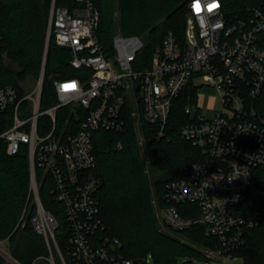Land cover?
Here are the masks:
<instances>
[{"label": "built area", "instance_id": "built-area-1", "mask_svg": "<svg viewBox=\"0 0 264 264\" xmlns=\"http://www.w3.org/2000/svg\"><path fill=\"white\" fill-rule=\"evenodd\" d=\"M74 1L77 6L71 10L52 1L43 65L31 95L20 97L12 86L1 84L0 69V118L12 113V125L0 126V143L11 156L28 147L37 206L32 219L35 231L57 247L58 223L39 198L36 170L41 169L52 176L54 193L72 231L71 256L77 264H146L118 254L117 240L94 244L92 236L104 230V224L97 196L100 181L92 173L96 168L93 134L122 130L125 111L134 106L132 116L137 119L141 144L145 137L140 119L150 126L151 140L169 139L174 102L186 96L185 122L175 128L201 151L202 158L185 164L183 178L167 184L161 221L171 232L204 226L207 235L218 241L215 248L202 250L207 264L241 263L243 259L234 252L258 221L240 215L238 208L251 186L254 169L264 166V111L259 108L264 93V49L258 45L264 11L256 9L248 20L230 21L221 0H189L184 36L167 33L145 68L141 38L116 34L105 51L96 36L100 11L95 0ZM52 38L70 51L72 68L85 72L56 80L57 104L43 109ZM200 80L219 94L221 105L211 117L199 106ZM68 106L79 122L78 129L57 133V111ZM44 117L50 118L52 127L43 135L39 128Z\"/></svg>", "mask_w": 264, "mask_h": 264}, {"label": "trees", "instance_id": "trees-1", "mask_svg": "<svg viewBox=\"0 0 264 264\" xmlns=\"http://www.w3.org/2000/svg\"><path fill=\"white\" fill-rule=\"evenodd\" d=\"M52 1L0 0L1 84L12 86L20 97L26 94L21 84L26 79L40 77ZM221 1L230 21L248 20L256 9L264 11V0ZM95 3L100 11L96 36L104 50H110L116 34L138 36L144 42L140 57L146 63L145 68L150 66L152 53L167 33L184 36L189 0H95ZM56 6L71 10L77 3L56 0ZM258 45L264 49V32L258 34ZM70 59V51L59 47L52 38L42 88L43 109L57 104L56 80L77 78L85 72L72 68ZM188 102L186 96L176 105L174 102L169 139L151 140L150 126L140 119L144 149L137 119L132 116L134 106L125 111L122 130L94 132L96 168L92 173L100 181L97 196L104 224V230L92 236L96 246H102L106 239L117 240L116 252L126 259L144 262L150 254L155 264H177L178 257L206 261L202 249L218 245L202 225L171 232L159 224L157 212L166 205L167 184L183 178L185 164L202 158L201 151L184 140L175 128L185 122L183 108ZM26 107L28 102L24 103ZM259 108L264 111V93ZM11 116L9 111L0 118L2 129L12 125ZM78 124L70 106L57 111V133L63 130L74 133ZM51 127L49 117L40 120L41 134L50 132ZM36 179L42 206L58 223L57 247L54 241L48 242L37 233L32 224L37 206L31 190L28 147L24 145L17 155L11 156L6 145L0 143V242H8L9 254L15 262L0 254V264H77L71 256L72 231L62 203L54 193L52 176L37 169ZM238 213L257 219L258 225L247 231L243 245L234 255L241 257L243 264H264V166L254 169L251 186Z\"/></svg>", "mask_w": 264, "mask_h": 264}, {"label": "rangeland", "instance_id": "rangeland-1", "mask_svg": "<svg viewBox=\"0 0 264 264\" xmlns=\"http://www.w3.org/2000/svg\"><path fill=\"white\" fill-rule=\"evenodd\" d=\"M48 54V53H47ZM41 73V72H40ZM40 78V77H39ZM39 79H26L22 84V91L26 93L25 95H31L38 83ZM201 84L200 88L198 89V97H199V106L203 108L207 117H211L214 114V111L218 109L221 105V101L219 98V94L215 88L204 83L202 80L199 81ZM144 149V144H142ZM159 216V224L162 226L161 221V211L158 210ZM163 230H166L165 227L162 226ZM204 250V249H202ZM0 254L4 256L8 261L14 262L11 258L9 251H8V242H0ZM146 264H155L152 256L150 254L146 257ZM15 263V262H14ZM243 261L237 264H242ZM177 264H207L205 260H200L198 258H190V257H178Z\"/></svg>", "mask_w": 264, "mask_h": 264}, {"label": "water", "instance_id": "water-1", "mask_svg": "<svg viewBox=\"0 0 264 264\" xmlns=\"http://www.w3.org/2000/svg\"><path fill=\"white\" fill-rule=\"evenodd\" d=\"M135 263H137V261L135 260Z\"/></svg>", "mask_w": 264, "mask_h": 264}]
</instances>
